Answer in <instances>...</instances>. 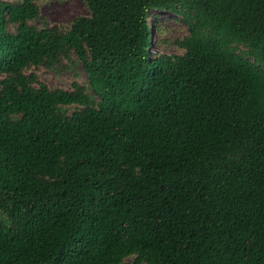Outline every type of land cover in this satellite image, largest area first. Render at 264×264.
<instances>
[{"label": "trees", "instance_id": "16d2710c", "mask_svg": "<svg viewBox=\"0 0 264 264\" xmlns=\"http://www.w3.org/2000/svg\"><path fill=\"white\" fill-rule=\"evenodd\" d=\"M39 1L0 0V264H264V0Z\"/></svg>", "mask_w": 264, "mask_h": 264}, {"label": "rangeland", "instance_id": "374dc122", "mask_svg": "<svg viewBox=\"0 0 264 264\" xmlns=\"http://www.w3.org/2000/svg\"><path fill=\"white\" fill-rule=\"evenodd\" d=\"M14 2L18 0H4ZM39 9L41 16L49 25L67 27L76 16L87 15V11L79 0H40ZM156 20L149 19L148 24L152 34L153 42L149 47L150 54H181L182 51L174 43L175 40L183 38L186 27L173 14L167 12H156ZM40 26V22H36ZM159 28V30H158ZM165 40L166 43H162ZM39 80L52 89L70 90L74 82L85 83L86 76L81 65L77 62H64L57 69L39 68L33 70ZM72 111V107L68 108ZM132 258L129 259L131 261Z\"/></svg>", "mask_w": 264, "mask_h": 264}]
</instances>
